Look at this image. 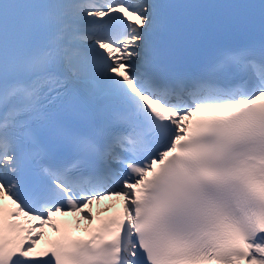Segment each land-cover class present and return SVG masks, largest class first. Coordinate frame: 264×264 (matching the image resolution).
<instances>
[{
    "label": "snow or ice",
    "instance_id": "snow-or-ice-1",
    "mask_svg": "<svg viewBox=\"0 0 264 264\" xmlns=\"http://www.w3.org/2000/svg\"><path fill=\"white\" fill-rule=\"evenodd\" d=\"M212 262L264 264V0H0V264Z\"/></svg>",
    "mask_w": 264,
    "mask_h": 264
},
{
    "label": "bare ground",
    "instance_id": "bare-ground-1",
    "mask_svg": "<svg viewBox=\"0 0 264 264\" xmlns=\"http://www.w3.org/2000/svg\"><path fill=\"white\" fill-rule=\"evenodd\" d=\"M117 199H119V198H117ZM80 218H82V216H80ZM37 230L39 231L40 229H37ZM43 241H44V236L39 239L38 243L41 244V243H43Z\"/></svg>",
    "mask_w": 264,
    "mask_h": 264
}]
</instances>
